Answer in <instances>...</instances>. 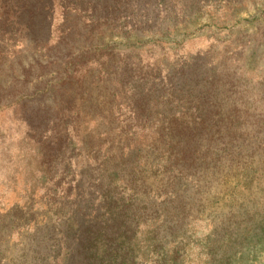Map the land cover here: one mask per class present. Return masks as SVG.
Instances as JSON below:
<instances>
[{"label":"rangeland","instance_id":"rangeland-1","mask_svg":"<svg viewBox=\"0 0 264 264\" xmlns=\"http://www.w3.org/2000/svg\"><path fill=\"white\" fill-rule=\"evenodd\" d=\"M117 1L100 0L104 9L94 5L96 12L107 10L108 16L116 17L110 22L90 23L91 7L79 0H53L52 13L41 10V21L37 17L32 26L21 27L7 19L18 8H5L0 3V264H87L92 255L86 245V227L92 229L91 225H96L102 229L114 222L122 226L120 232L127 239L134 237L138 263L153 264L163 251L167 239L161 229H156V216L161 214L150 203L160 208L169 205L164 180L159 182L161 177L153 176L164 159L156 128L143 124L134 136L113 131L110 139L104 136L98 140L95 123L80 114L83 103L78 92L86 94L98 84V77L104 80L123 71L127 39L118 33L132 26H124L122 16L132 15L134 10L138 11L136 14L147 13L146 8L151 10L150 6L124 7ZM262 9L264 0H162L153 10L167 14L183 10V17L196 18L192 22H176L173 15H166L164 20L134 25L133 40L126 38L143 44L141 72L148 76H171L176 82L182 70L199 73L209 69L208 64L219 63V67H226L234 83L243 84L241 78H248L246 83L250 86L243 88H252L263 99L252 103L251 116H236L252 120L243 126L247 128L246 135L236 143L241 147L226 154L243 158L237 166L244 167L241 175L252 181L246 189L239 187L233 193L235 198L247 193L248 212L252 208L264 217V17L259 14ZM62 11H68L65 21ZM110 30L116 34L112 35ZM29 31L31 37L27 39ZM110 58L117 65L111 66ZM127 69L131 76L137 74L136 67L132 73L131 62ZM75 72L91 77L84 85L67 79L60 81L63 75ZM125 111L120 104L108 110V114H98L97 120L112 115L119 128L126 124ZM148 113L143 123L160 118L153 108ZM126 144L134 149L129 158L126 149L123 155L116 151ZM225 160L224 157L219 163L225 165ZM248 162L254 167H246ZM210 166L202 168L200 180L188 177L179 182L177 191L187 194L191 201L204 195L209 189L204 177L209 175ZM217 171L215 165L211 177ZM148 189H156L157 193L144 199L141 193ZM230 198L221 201L227 207L222 218L239 212L231 206ZM220 214L208 207L197 214L200 217L190 220L184 237V264L218 263L224 252L214 249L210 232L212 225L217 231L222 225ZM130 216L133 221L128 220ZM100 232L104 234L99 244L102 254L108 235L103 229ZM172 238L179 240L178 235ZM233 250L237 251L233 264H264V235L262 241L252 246ZM109 257L115 263L130 259L125 244L115 246L106 260Z\"/></svg>","mask_w":264,"mask_h":264},{"label":"trees","instance_id":"trees-1","mask_svg":"<svg viewBox=\"0 0 264 264\" xmlns=\"http://www.w3.org/2000/svg\"><path fill=\"white\" fill-rule=\"evenodd\" d=\"M79 1L91 7L90 23L113 20L114 17L105 13L107 10L96 12L94 5L104 9L100 0ZM52 2L53 0H17L16 3L14 0H0L1 5L5 8L9 6L14 9L18 8L13 13L14 16L7 17L9 20L12 19L18 27H21L22 24L32 26L37 17L41 21V10H50L52 13ZM117 2L124 7L130 6L136 9H145L144 7L150 6L151 10L146 8L147 13L139 12V14H136L138 11L134 10L130 12L132 15L122 16V24L132 26L128 30L124 29V31L118 33L124 35L127 39L124 42L125 48L123 49V57L125 58L122 65L123 71L104 78V80H100V77H98V84L94 85V88L86 94L78 92V95L81 96L80 101L83 103L80 114L83 118L95 123L94 131L98 140H101L104 136L110 139L113 131L118 132L120 135L129 134L134 136L138 129L144 127L143 124H148L147 127L156 128L157 130V143L162 144L159 150L163 153L164 159L161 164H158L153 176L161 177L159 182L164 180L162 185L168 190L165 194H169L167 198L169 205L160 208L154 202H150L161 214L159 217L156 216V229H161L165 234L163 237L167 239L163 251L160 252L158 258L156 257L153 264H184L186 254L184 237L187 234L185 230H187L190 220L200 217L197 214L208 209V207L215 212L218 210V214L221 212L218 219H223L219 230L217 231V227L212 225L213 228L210 232L211 238H213L210 242L215 245L214 249L218 252H224L217 264H233L234 254L237 252L233 248L239 250L241 246H252L262 241L264 217L252 208L248 212L247 208L250 200L247 193L241 194L239 192L238 198H235L233 193L238 191L239 187L246 189L252 181H247L246 176L241 175V170H245L244 167L237 166L243 158L239 155L237 157L229 156L226 151H230L234 147L237 149L241 147L236 143L246 135L247 128H243V126L249 125V120H252V117L240 118L236 116H251L253 109L249 108L252 103L263 98H258L252 88L250 90L243 88V85L250 86L246 83L248 78H241L243 84L234 83V78L231 80L227 75L226 67H219V63L208 64L209 69H203L199 73L192 72L190 74L182 70L179 72L180 77L176 82H173L171 76L159 79L156 76H148V73H142L140 49L143 44L140 46L137 42H132L129 38H126L130 37L133 40L131 32L135 30L132 29L134 25L139 27V24L146 25L159 19L164 20L166 15H173L172 18L176 22H180L182 19L192 22L196 17H183L180 14L183 10H179V12L171 11L168 14L166 11L162 13L153 10V6L161 4L162 0H118ZM259 14L264 17V9ZM61 15L63 21L67 20L68 11H62ZM82 17L80 16V18ZM110 33L112 35L116 34L114 30H110ZM25 37L30 38L31 32L29 31ZM131 58L136 60V63ZM108 62L111 63V66L117 65V61L114 63L111 58ZM130 62L132 73L135 72V67L138 68L137 74H134V76L130 75V69L126 70V66ZM151 66L155 68V64ZM89 77H91L89 74L67 73L60 78V81L67 79L84 85ZM44 91L46 92V89ZM98 98L101 99L100 104L97 103ZM120 104L124 105L127 113L124 120L126 124L122 127L118 128L115 123L117 120L112 115L109 119L106 116L97 120L98 114L105 111L108 114V110L110 111L111 108ZM257 106L258 104L255 108ZM151 108L160 118L156 122L143 123L142 119L149 117L148 112ZM240 110L243 111L241 115H239ZM98 147H101V144ZM108 148L110 149V146ZM124 149L127 151L125 154L128 158L130 152H134L133 147L131 148L128 144L125 145V148L123 145L116 151L123 155ZM157 150L158 147L153 149V151ZM224 157L226 158L223 162L225 165H221L219 162ZM141 159L144 158L141 157ZM215 165L218 166L217 175L211 177V170ZM207 166H210L208 168L210 172L204 179L207 178L205 184L209 186V189L203 193L204 195L191 201L188 200L187 194H180L177 191L179 182L186 181L188 177L193 180H200L199 174H203L201 170ZM245 166L254 167L251 162H248ZM224 170H226L225 175L223 174ZM151 193L155 194L157 190L148 189L146 193H141V196L148 199ZM226 197L230 200V197L233 198L231 206H235L239 212L222 218L227 207L221 201ZM93 220L91 219L89 222L93 224ZM128 220L133 221V216H130ZM91 226L92 229L86 227L84 231V235L87 236L86 245L92 255L87 264H143L141 261L139 263V260L137 261L136 250L133 245L134 237L127 239L120 232L122 229L120 224L108 223L102 228L108 235V237L105 236L107 242L104 245L105 251L102 254H100L99 244L102 242L101 237H104V234L100 232L102 231L101 228H96V225ZM134 227H137L136 223H134ZM174 235H178V241L172 238ZM236 242L238 244H235ZM122 244L126 245L130 259L125 262L120 260L118 263H115L113 257L106 260L108 254L114 253L115 246ZM238 252L240 253L241 250Z\"/></svg>","mask_w":264,"mask_h":264}]
</instances>
